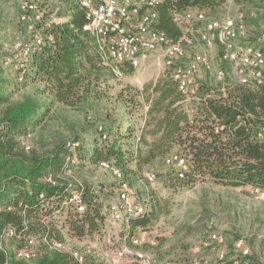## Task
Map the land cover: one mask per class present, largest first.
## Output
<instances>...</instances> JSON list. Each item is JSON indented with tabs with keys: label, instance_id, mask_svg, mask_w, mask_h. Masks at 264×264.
<instances>
[{
	"label": "trees",
	"instance_id": "1",
	"mask_svg": "<svg viewBox=\"0 0 264 264\" xmlns=\"http://www.w3.org/2000/svg\"><path fill=\"white\" fill-rule=\"evenodd\" d=\"M54 1L67 18L44 28L45 39L39 47H33L34 40L26 43L30 46L27 53L21 49L16 57L0 53V264H77L69 254L51 249L50 244L65 242L66 236L82 239L105 233L109 203L106 205L94 189L64 177L67 171L86 163L96 167L107 163L127 183L128 178L140 176L161 161L164 164L165 158L177 150L189 162L181 187L201 181L224 188L264 191V137H258L264 128V85L239 84L219 59L224 81H216L208 72L195 77L196 95L211 97L190 103L191 114L181 103L182 96L167 69L142 91L116 98L113 113L84 127L71 141L53 139L45 150L41 145L44 137L39 135L41 147L34 149L33 134L48 128L55 119L56 106L78 107L94 85L112 74L100 64L96 39L82 30L85 13L78 3ZM222 2L163 0L156 8V29L177 40L181 28L173 22L172 10L195 8L212 14ZM243 21L245 24L244 15ZM133 71L128 64L119 66L120 73ZM140 97L146 107L143 121L136 126L131 122L137 121L134 112L141 109ZM119 109L125 113L115 119ZM215 122L223 127L221 131H214ZM134 141L138 143L134 145ZM49 178L54 184L48 182ZM73 188L83 196L81 213L64 205ZM145 204V213L123 223L126 229L119 236L128 245L137 237L136 231L148 229L160 212L156 205L151 211ZM7 229H14L17 236L9 238ZM30 238L39 241L34 255L28 260L18 258L17 250ZM232 253L236 256L233 259L228 260L225 252L222 260L209 264H257L250 249L247 256H241L232 244ZM83 255L84 264H95ZM129 259L141 264L134 258H126L123 264Z\"/></svg>",
	"mask_w": 264,
	"mask_h": 264
},
{
	"label": "rangeland",
	"instance_id": "2",
	"mask_svg": "<svg viewBox=\"0 0 264 264\" xmlns=\"http://www.w3.org/2000/svg\"><path fill=\"white\" fill-rule=\"evenodd\" d=\"M25 1H33L43 14L41 23L29 20L20 22V5ZM221 6L214 12L200 10L207 17L236 18L244 15L247 37L239 42L262 46L257 41L260 31L264 30V16L259 9L264 0H222ZM37 2V3H36ZM199 10V9H191ZM65 10L54 0H2L0 2V53L4 56L16 57L19 53L17 43L31 44L35 39L44 38V28L49 24L61 23L66 20ZM202 25L194 26L197 30ZM193 27V32L196 30ZM183 29V28H182ZM219 47L207 49L198 43L186 49V57L178 64H186L192 53H205L214 67L219 64ZM156 55L144 60L131 74L121 73L109 75L105 81L94 85L91 93L76 108L56 106L55 119L48 128L36 130L31 142L34 149L45 150L53 144V139L71 141L74 135L80 134L84 127L103 119L106 114L113 113L114 100L126 97L128 92H140L146 85L154 83L166 73ZM201 74L200 76L204 75ZM231 75V73L229 72ZM232 76V75H231ZM141 109L134 112L137 121L141 123L144 108L142 98H139ZM123 109L117 110L115 119L123 115ZM126 126V124H125ZM39 135L44 137L41 145ZM136 145V141L133 142ZM180 154L172 151L171 157ZM155 174V182L151 185L144 180L146 173ZM74 184L81 183L94 189L97 195L107 205L116 200L119 193L118 180L108 169L85 164L67 171L64 175ZM129 193L135 202L144 201L160 209L159 214L148 229H138L135 235L139 245L132 247L133 251H141L152 256L159 264H209L217 260V250L220 247L208 243V232L213 231L225 238L226 258L233 259L232 244L236 239L243 238L251 255L257 264H264V200L256 199L251 187L233 189L215 186L208 182L196 181L187 186H180L177 179V168H168L162 161L155 167L146 169L140 176L128 178ZM148 210V212H149ZM57 215V214H56ZM126 221L113 223L107 215L105 233L101 236H84L82 239L66 236V243L76 251L83 252L95 264H108V259L114 248L126 244L120 232L125 231ZM110 241V243H107ZM126 264H138L129 259Z\"/></svg>",
	"mask_w": 264,
	"mask_h": 264
},
{
	"label": "built area",
	"instance_id": "3",
	"mask_svg": "<svg viewBox=\"0 0 264 264\" xmlns=\"http://www.w3.org/2000/svg\"><path fill=\"white\" fill-rule=\"evenodd\" d=\"M85 13L86 23L82 27L84 32L90 33L97 42L100 54V64L109 69L115 76L120 75L119 66L128 64L133 69L138 68L142 62L152 55L162 63L165 69H170V74L175 82L177 91L182 96V104L188 114L192 113L190 103L202 102L211 97L206 94L202 98L196 95L194 78L203 73H210L218 82L225 79V71L214 67L205 53H192L189 61L182 65L179 61L186 57V49L196 46L198 43L207 49L219 47V60L228 65L232 77L241 85L253 84L264 85V30L257 41L262 46L239 45V42L247 37V29L243 21V15L236 18L207 17L200 10L171 11L173 22L181 28V36L172 40L156 29L158 14L156 8L163 0H75ZM261 13L264 15V4L261 5ZM20 22L27 23L29 20L41 23L43 14L33 1H25L20 5ZM202 25L198 30L194 27ZM193 27L196 29L193 32ZM183 28V29H182ZM42 44L41 39H35L33 47ZM24 53L30 50L27 44H16ZM222 91H224L222 89ZM223 129L217 122L214 131ZM259 138L264 137V128L259 131ZM26 148H28L26 146ZM73 162V161H71ZM166 166L177 168V179L182 180L189 168V162L179 154L167 157L164 160ZM100 167L108 170L111 168L107 163H101ZM118 180L119 193L115 201L110 202L107 213L113 223L128 221L136 218L147 211L144 201H133L127 183L122 181V175L113 171ZM149 185L155 182V174L148 172L144 176ZM48 182L54 184L49 178ZM252 188L256 199L264 200V191ZM64 205L76 212L84 211L83 196L80 191L70 189ZM6 235L15 238L14 229H7ZM208 243H202V247L214 244L217 250V259L225 257V238L216 232H208ZM46 242V240H42ZM39 243L30 238L23 248L17 250L18 258L28 260L34 255ZM107 243H110L108 241ZM139 245V238L132 240V245L123 244L113 249L108 264H123L126 258H134L141 264H157L156 260L141 251H133L132 247ZM50 248L62 253L69 254L77 264H84L85 257L82 252L76 251L66 242L53 241ZM234 252L241 256L249 254V247L243 238L236 239L233 243Z\"/></svg>",
	"mask_w": 264,
	"mask_h": 264
}]
</instances>
